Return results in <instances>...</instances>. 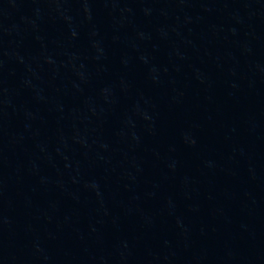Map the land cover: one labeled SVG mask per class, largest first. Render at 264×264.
I'll list each match as a JSON object with an SVG mask.
<instances>
[{"label": "water", "instance_id": "1", "mask_svg": "<svg viewBox=\"0 0 264 264\" xmlns=\"http://www.w3.org/2000/svg\"><path fill=\"white\" fill-rule=\"evenodd\" d=\"M0 264H264V0H0Z\"/></svg>", "mask_w": 264, "mask_h": 264}]
</instances>
